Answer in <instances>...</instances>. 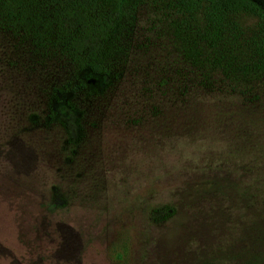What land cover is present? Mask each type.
<instances>
[{
	"label": "rangeland",
	"instance_id": "1",
	"mask_svg": "<svg viewBox=\"0 0 264 264\" xmlns=\"http://www.w3.org/2000/svg\"><path fill=\"white\" fill-rule=\"evenodd\" d=\"M136 44L61 92L107 83L0 29V264H264V88L185 91L144 11Z\"/></svg>",
	"mask_w": 264,
	"mask_h": 264
},
{
	"label": "trees",
	"instance_id": "2",
	"mask_svg": "<svg viewBox=\"0 0 264 264\" xmlns=\"http://www.w3.org/2000/svg\"><path fill=\"white\" fill-rule=\"evenodd\" d=\"M143 11L190 68L192 79L182 74L185 91L194 84L241 95L264 88V0H0V29L43 55L63 56L79 76L107 83L78 82L59 91L87 87L95 94L125 73ZM66 104L76 114L70 143L77 145L84 137L82 112ZM164 212L154 209L157 219Z\"/></svg>",
	"mask_w": 264,
	"mask_h": 264
}]
</instances>
